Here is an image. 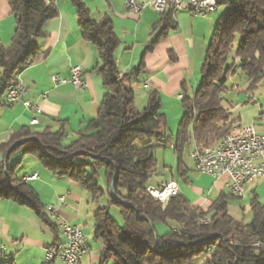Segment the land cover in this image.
I'll return each instance as SVG.
<instances>
[{"label":"trees","instance_id":"trees-1","mask_svg":"<svg viewBox=\"0 0 264 264\" xmlns=\"http://www.w3.org/2000/svg\"><path fill=\"white\" fill-rule=\"evenodd\" d=\"M54 1L8 0L16 28L9 47L0 43V107L8 84L37 59L39 50L33 41L43 36L48 21L58 17ZM69 1L77 10L84 40L98 53L100 65L93 73L108 90L98 115L70 145H64L67 123L59 122L58 131L34 133L23 128L13 133L8 142L0 144V153L6 155L12 146L28 140L17 145L10 157L32 155L57 178L78 183L93 202L107 199V205L93 214L94 237L104 246L98 264H108L110 260L116 264H194L203 255L208 256L207 264H264V248L250 246L264 240V203L259 196L252 198L249 209L253 219L245 224L229 215L232 197L229 193L220 195L204 210L195 209L183 196L173 198L163 208L146 192L158 167L157 150L173 146L178 175L183 179L187 176L183 156L189 145L207 148L219 144L239 125L240 117L224 108L222 95L227 91L228 78L234 74L233 66L229 65L232 55L239 59L247 75L245 92L255 93L264 81V0H232L225 4L229 10L215 23L201 68L200 85L192 95L182 99L184 113L176 136L165 133L167 117L162 113L159 93L151 91L147 106L138 112L134 109L136 93L129 85L145 70V56L177 30L173 10L163 13L154 27V38L149 41L140 64L122 75L115 56L120 41L112 21L105 18L97 22L82 0ZM144 138L148 142L136 148L135 143ZM21 162L22 159L8 163L7 170L5 165L0 167V202L29 208L57 233L36 190L16 176ZM116 173L117 197H114L111 184ZM112 208L118 209L123 227L112 217ZM201 219L209 220V224ZM170 223L175 227L160 235L157 225ZM223 238L239 245L223 246L220 243Z\"/></svg>","mask_w":264,"mask_h":264},{"label":"crops","instance_id":"crops-1","mask_svg":"<svg viewBox=\"0 0 264 264\" xmlns=\"http://www.w3.org/2000/svg\"><path fill=\"white\" fill-rule=\"evenodd\" d=\"M82 1L95 21L100 22L105 18L112 21L114 32L120 41L115 53L120 73L125 75L137 67L149 41L154 38V27L161 21L162 14L148 9L137 18L128 13L126 0ZM54 3L59 11L58 17L48 21L43 27V36L33 41V45L39 50V55L18 75L29 90L26 101L37 104L42 110V114L38 117L39 124L34 126L30 124L33 112L27 110L24 105L13 108L6 106L3 95L0 107V144L8 142L13 133L23 128H28L34 133H42L47 129L58 131L61 127L59 122L67 123L66 139L75 141L78 133L89 121L97 117L102 99L108 92L102 79L93 73V70L100 65L99 56L96 48L82 36L76 8L69 0H55ZM228 10L229 7L223 5L217 12L206 17L195 16L189 11L176 15L177 30L171 32L167 39L145 56V70L138 80L129 82L136 93L134 104L136 111H142L147 106L151 91L158 92L162 99V113L167 117V126L173 119L178 130L184 113L180 96L192 95L199 87L202 78L201 68L215 23ZM15 28L16 20L8 0H0V43L4 47L11 45ZM74 66L82 69L84 82L88 85L83 92L76 91L70 82V70ZM1 73L0 69V75ZM54 76L65 80L66 83L55 86L52 81ZM186 91H189V94H186ZM138 94H141L140 103L137 102ZM44 95L47 97L46 101L42 100ZM251 113L253 116L245 120L241 115L237 126H255L262 113L254 109L250 111ZM167 134L176 136L177 131L174 134L170 129ZM170 149L173 150V146ZM30 156L32 155L21 158L22 162L16 168V176L23 180L38 174V179L27 183L36 190L49 220L57 228V233L36 217L29 208L1 201L0 247L5 245L6 252L12 254L13 259L11 261L7 258L0 259V264H42L45 247L53 242H64L62 231L50 218L48 208L51 205L56 207L57 214L63 220L82 226L94 220L93 214L98 209L96 205L98 202H93L88 192L78 183L57 178L44 169L37 158ZM17 161L18 157L13 156L9 159L10 164H15ZM5 162L6 155L0 153V167L5 165ZM186 169L187 176L183 180L192 185L196 191L211 193L216 189L220 192L218 197L223 193L227 194L226 178L216 181L194 171L195 169L189 167ZM154 175L159 177L156 179ZM154 175L150 183L154 181L158 187L171 180L182 179L178 175L177 164L176 166L158 165ZM258 181L248 185L245 194L252 193V198L255 195L259 196ZM182 196L187 200L183 193ZM213 201L206 204L205 200H198L197 204L188 202L195 209L207 210ZM97 244L98 241L95 242V245ZM90 247L91 253L83 258L82 264H86L87 261L93 264L96 259L100 261L104 246H97L99 255L96 257L92 255L94 250L91 243ZM52 264L60 263L55 261Z\"/></svg>","mask_w":264,"mask_h":264},{"label":"built area","instance_id":"built-area-1","mask_svg":"<svg viewBox=\"0 0 264 264\" xmlns=\"http://www.w3.org/2000/svg\"><path fill=\"white\" fill-rule=\"evenodd\" d=\"M232 0H126L125 6L128 13L140 18L145 10L163 14L168 10H173L177 15L183 11H189L195 16L206 17L215 13L218 9ZM70 82L78 92H83L88 85L83 79V72L79 66H74L70 70ZM55 86L66 83L65 80L57 76L52 77ZM29 90L25 84L17 77L15 81L8 84L4 93V104L10 108L24 105L33 112L32 126L39 124L38 117L42 114L41 108L34 103L27 102L26 98ZM183 99L182 96H180ZM47 100L46 95L42 97ZM195 163V171L209 176L216 181L226 178L227 192L232 197H243L246 187L257 180H264V132H259L255 126H237L232 132L226 135L219 144L211 147H201L195 144L191 155ZM38 174L26 177L23 180L29 182L38 179ZM146 192L152 198L159 201L163 208H166L170 201L176 197H182L179 184L176 180H171L158 188L148 185ZM50 218L55 222L64 235V242H53L45 247V257L42 264H52L58 261L60 264H82L83 258L91 253L90 241L84 234L81 224H72L63 220L56 212V207L49 208ZM204 224H209V220L201 219ZM224 245L238 246V243L227 239H221ZM251 247L264 248L263 241H255ZM209 248V252L213 250ZM13 255L6 252V246L0 247V259L7 258L11 261Z\"/></svg>","mask_w":264,"mask_h":264},{"label":"rangeland","instance_id":"rangeland-1","mask_svg":"<svg viewBox=\"0 0 264 264\" xmlns=\"http://www.w3.org/2000/svg\"><path fill=\"white\" fill-rule=\"evenodd\" d=\"M229 65L233 66L234 68V74L231 75V77L228 78L227 81V91L222 95L223 97V106L227 110H229L234 117H240L241 115L248 119L249 117L253 116L252 113L250 114V111L252 109L258 111L260 110L262 113L261 118L255 123V128L258 131L264 132V81L262 82L260 88L255 93H247L245 92L247 86H248V78L245 73H243V70L241 68V63L235 55H232L229 61ZM139 64V63H138ZM138 66V65H137ZM141 94H138L137 96V102L140 103L139 96ZM143 110V109H142ZM170 124L167 126V130L165 132L169 133L170 129L173 130V133L175 134L176 129V123L174 125L173 119ZM74 141V140H73ZM73 141L70 139H65L64 145H70ZM148 142L147 138L140 139L135 143L136 148H142L146 143ZM195 146L192 143V145H189L184 153L183 156V162L185 167H189L190 169H195V163L192 159L191 155L194 150ZM14 157H18V161L23 157L21 154H17ZM34 157V156H30ZM14 159V158H13ZM156 159L158 162V165H169V166H176L177 164V158L174 154V151L170 148L167 149H160L156 152ZM17 161V162H18ZM195 171V170H194ZM159 176L154 175V178H158ZM177 183H179L180 188L184 196L187 198V200L192 204H197L198 200H205V204L208 202L215 200L218 198L220 192L218 190H214L211 193H208V191H196L194 187L190 184H188L185 180L177 178ZM223 182V181H222ZM104 185L106 184V181L103 179ZM259 190L258 194L260 196V201L264 203V180H259ZM153 184L155 187L158 188L156 182L149 183V185ZM227 190V189H226ZM228 193V192H227ZM252 193L245 194L240 199H235L233 197L229 200V206H228V212L231 217L236 219L237 221L243 222L245 224H249V222L253 219V214L251 212L250 208V202L252 200ZM96 205L99 207H103L107 205V199L101 198ZM96 207V206H95ZM119 211L116 208L111 209V215L116 220L118 225L120 227L124 226V221L118 214ZM170 227H175L173 223H170L169 226L164 225H157V230L160 235L166 233ZM84 234L89 243H91V246L93 247L94 255L95 257L99 255V249L98 245L101 247L103 246V242L101 240H96L94 237V220H90L87 222V224H84L83 226ZM98 241V244L95 245V242ZM93 256V257H94ZM208 256L203 255L198 261L194 264H207ZM99 259H96L93 264H98ZM86 264H89L87 261ZM108 264H116L114 260H110Z\"/></svg>","mask_w":264,"mask_h":264},{"label":"water","instance_id":"water-1","mask_svg":"<svg viewBox=\"0 0 264 264\" xmlns=\"http://www.w3.org/2000/svg\"><path fill=\"white\" fill-rule=\"evenodd\" d=\"M28 140H24L22 142H20L19 144L17 145H23L27 142ZM29 141H32V140H29ZM17 145H14L12 146L8 151H7V154H6V162H5V170H7V166H8V163H9V159H10V154L12 152V150L17 146ZM117 174V173H116ZM118 174L116 175V177L114 178L112 184H111V189H112V192H113V196L114 197H117L116 195V188H115V182H116V178H117ZM8 182V180H6V183ZM118 201H121L120 199H117ZM153 228V226H152Z\"/></svg>","mask_w":264,"mask_h":264}]
</instances>
